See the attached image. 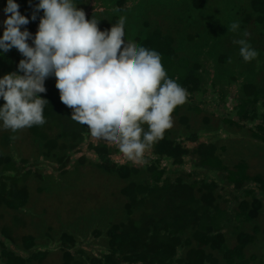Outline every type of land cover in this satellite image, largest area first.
Here are the masks:
<instances>
[{"label": "trees", "instance_id": "16d2710c", "mask_svg": "<svg viewBox=\"0 0 264 264\" xmlns=\"http://www.w3.org/2000/svg\"><path fill=\"white\" fill-rule=\"evenodd\" d=\"M90 1L76 0L86 18L103 31L124 17L125 44L157 51L186 102L143 164L121 162L116 145L94 142L87 125L71 119L56 78H47L38 94L48 101L46 122L15 132L0 126V264H46L56 252L59 264H258L250 252L264 244V171L252 173L228 150L243 142L264 150V0H97L92 11ZM16 3L30 20L21 30L35 35L38 0ZM135 3L142 13L133 15ZM242 38L258 52L248 62L234 43ZM23 58L15 48L0 55V77ZM85 148L93 157H78ZM258 158L264 164V153ZM88 175L89 186L101 188L97 197L85 194ZM34 191L97 203L84 210L69 203L68 220L57 214L56 227L47 209L37 211Z\"/></svg>", "mask_w": 264, "mask_h": 264}, {"label": "clouds", "instance_id": "9594fccd", "mask_svg": "<svg viewBox=\"0 0 264 264\" xmlns=\"http://www.w3.org/2000/svg\"><path fill=\"white\" fill-rule=\"evenodd\" d=\"M78 5L76 0H38L35 12L43 15L33 35L26 27L21 30L30 20L20 5L7 0L0 55L15 48L24 58L18 71L0 77L5 102L0 126L15 132L43 125L47 100L38 94L46 92L45 80L54 76L60 100L72 109L71 119L87 125L91 137L116 145L128 160L139 161L172 127V114L186 102V90L168 77L157 51L125 44L124 17L102 31L100 20L87 19ZM36 19L34 13L31 20ZM239 27L233 22L230 30ZM234 43L244 61L258 56L246 39Z\"/></svg>", "mask_w": 264, "mask_h": 264}, {"label": "rangeland", "instance_id": "374dc122", "mask_svg": "<svg viewBox=\"0 0 264 264\" xmlns=\"http://www.w3.org/2000/svg\"><path fill=\"white\" fill-rule=\"evenodd\" d=\"M90 11H92L93 9H97L99 8L98 6V2L97 0H91L90 2ZM135 6H137V8L134 10L133 15H137L139 14V12H143V7H139V5L137 3H135ZM131 15L130 18H134V16ZM0 19H2L3 21L6 19L5 13L3 11H0ZM127 21L129 22L130 19H127ZM229 106H231V103H229ZM173 126L177 125L176 122L173 121L172 123ZM203 141H206L205 138L202 139ZM94 142H99V141H104V140H97L95 138H93ZM29 141L27 138V135L24 134V138L21 139V141L19 142L20 145H22L23 149H24V154L27 156L29 155ZM238 146L235 145H231L229 150H228V157H230L231 159H233L234 161H239V160H246L248 162H250V165L252 167V173H256V172H263L264 171V164L261 163L260 159L258 158L260 155H262L264 153V150L262 151H258V149H256L253 145L251 144H247L245 145L244 142L243 143H238ZM191 146H195V144H191ZM82 154H87V156L89 157H93V155L87 151V149L85 148L83 150V152L81 154L78 155V157L82 156ZM145 158V157H144ZM119 161L121 162H125L127 161V157H125L122 153L119 154L118 158ZM136 163H141L143 164L145 162V160L143 159V157L139 160V161H134ZM166 164V163H164ZM190 164L188 165V170H190ZM53 168H46L47 173L52 172ZM214 176V175H213ZM88 179L86 180V187H88V189L86 190L85 194L86 195H91L92 196V191L95 193L94 197H97L99 195V192L101 190V188H96L93 189L92 187L89 186V178H93V175H88L87 177ZM99 179L95 178V182L98 183ZM104 183V181L102 180V182ZM119 187L120 186H116L111 188V193H116V195L119 193ZM64 188H61V190H63ZM92 199L91 202H87L85 203V200L80 199L79 198H74L72 196H68L64 199V201L61 200H53L51 198H47V196L45 194L39 195L37 194V192L34 191V196H33V200H35V205H36V209L37 211H43L44 209L48 210L49 213V219L50 222L56 226L59 227V222L56 219V215H63L65 220H68L69 217V213H70V205L69 203H74L75 201H79L81 206H82V210L86 209L89 206H94L97 203V199L94 198ZM83 201V202H82ZM9 220V219H8ZM263 221V226H264V219ZM25 233V231H22L21 234ZM261 247H255L253 249L252 252H250L251 254H257L259 257V262L258 264H264V244H261ZM58 252H56L54 255H52L49 260L46 262V264H59L60 258H59V254H57Z\"/></svg>", "mask_w": 264, "mask_h": 264}]
</instances>
